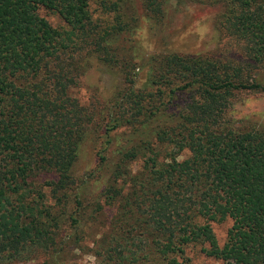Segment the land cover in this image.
Returning a JSON list of instances; mask_svg holds the SVG:
<instances>
[{"label": "trees", "instance_id": "16d2710c", "mask_svg": "<svg viewBox=\"0 0 264 264\" xmlns=\"http://www.w3.org/2000/svg\"><path fill=\"white\" fill-rule=\"evenodd\" d=\"M92 1L0 0V264L37 253L71 264V251L95 264H192L193 247L220 264H264V127L227 117L238 92L264 93V0L219 1L237 59L168 52L143 81V65L121 71L106 131L130 139L110 167L100 156L108 182L87 213L74 166L99 112L73 94L76 57L130 64L118 57L125 0H95L99 23ZM166 1L142 0L155 16ZM226 220L219 246L212 224Z\"/></svg>", "mask_w": 264, "mask_h": 264}, {"label": "rangeland", "instance_id": "374dc122", "mask_svg": "<svg viewBox=\"0 0 264 264\" xmlns=\"http://www.w3.org/2000/svg\"><path fill=\"white\" fill-rule=\"evenodd\" d=\"M219 1L167 0L162 12L155 16L146 12L142 0H125L122 3V12L127 17L128 28L122 34L126 40L123 44L121 42L119 49L123 47V50L118 51V57L129 60L128 68L123 60L113 63L97 54L91 55L88 50L82 51L76 57L82 71L73 94L82 105L90 109L95 107L99 112L96 122L80 145L74 166L75 174L86 182L82 186V204L87 213L93 210V205L99 201L100 193L108 182L109 174L102 168L100 156H105V165L110 167L115 163L116 151L121 146H126L130 139L129 130L125 127L112 132L106 131L107 117L112 114L108 112L111 102L123 83L121 71L143 65L144 68L138 76L143 81L152 56L178 52L225 60L237 59L242 53L240 45L223 29L225 6ZM90 10L94 21L99 23L100 19H104L101 17L105 15L100 12L95 0L91 2ZM39 15L56 28L64 26L56 14L43 8L39 10ZM227 117L237 128L264 127V93L238 92L231 101ZM230 226V220L212 224L219 246L224 244ZM72 252L68 258L70 260L74 257L72 262L68 260L71 264H95L91 255L82 254L80 251ZM187 255L192 264H220L200 254L198 248H189ZM49 262L48 256L37 253L32 260L2 264H50Z\"/></svg>", "mask_w": 264, "mask_h": 264}]
</instances>
